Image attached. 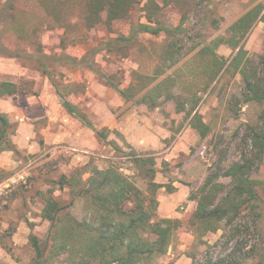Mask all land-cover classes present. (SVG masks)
Here are the masks:
<instances>
[{"label": "rangeland", "instance_id": "1", "mask_svg": "<svg viewBox=\"0 0 264 264\" xmlns=\"http://www.w3.org/2000/svg\"><path fill=\"white\" fill-rule=\"evenodd\" d=\"M5 1L0 0V44L28 54H45L60 91L106 138L100 139L66 113L39 62L0 55V81L14 82L19 89L0 97V112L9 121V137L17 150H0V264H30L34 252L28 235L46 236L49 223L41 217V210L50 198L65 208L53 228L56 234L47 237L43 264H70L84 236L78 230L68 238L74 251L67 255L60 241L62 233L69 235L64 226L91 216L93 206L84 197L70 203V188H60L57 180L62 174L84 180L91 168L110 165L143 195L152 196L154 219L179 221L166 252L139 264H226L220 260L235 241L226 242L227 236H222L223 221L210 224L215 230L206 229L209 224H190L194 196H199L208 174L221 173L250 149L245 141L247 125L259 122L264 103L241 102L239 72L229 64L215 73L209 63L210 51L203 54L199 48L209 45L228 64L237 50L230 46L229 26L258 3L263 16L240 41L245 50L242 62L256 67L264 48V0H168L163 16L172 26L185 17V34L170 39L164 33H138L133 43L112 48L102 42L127 36L132 23L145 21L143 0L128 17L112 21L109 27L101 21L90 28L80 21L79 0ZM56 2H63L58 20L53 8ZM169 41L175 42L172 58L165 54ZM99 72L111 76L120 88L129 86V100ZM148 91L156 106L139 102ZM171 92L173 98H166ZM176 102H183L185 110L194 104L209 127L205 137L190 126L185 111L178 112ZM134 156L154 160L152 182L158 186L150 187L143 179L132 161ZM250 178L259 199L253 211L245 209L239 215L247 228L238 237L240 243L246 241L244 249L264 244V155ZM215 181L223 184L217 192L220 196L230 178L219 176ZM240 264H256V260L249 258Z\"/></svg>", "mask_w": 264, "mask_h": 264}, {"label": "trees", "instance_id": "2", "mask_svg": "<svg viewBox=\"0 0 264 264\" xmlns=\"http://www.w3.org/2000/svg\"><path fill=\"white\" fill-rule=\"evenodd\" d=\"M12 1L6 0L5 2L11 4ZM41 1L44 2L45 0ZM79 1L81 3L80 21L86 28H90L101 21L109 27L112 21L128 17L133 6L142 0ZM167 1L143 0L142 10L145 21L132 23L129 35H118L114 40H107L102 44L107 48H112L114 45H129L135 41L138 33H164L170 39L178 34H185V17L175 26H172L164 18L162 8L167 4ZM62 3L56 2L53 5L56 20L59 19ZM261 12L262 5L254 4L229 26V30L232 31L229 38L230 46L237 50L228 64H226V61L219 59L213 50H210L209 45H202L199 48V51L203 54L210 51L209 63H212L215 67V73L225 70L229 64L239 72L243 79V99L241 102L264 103V48L257 56V66H250L249 68L246 62H242L245 50L240 44L241 39L252 23L263 16ZM174 44L173 41L168 42L165 49L167 58L174 56ZM0 55L6 57L24 56L27 59L39 62L43 72L50 79V83L66 113L90 128L100 139L105 140L106 135L93 126L87 114L76 104L66 99L60 91L57 82L52 78L48 69L46 62L48 57L45 54H28L19 47L8 49L0 44ZM99 73L108 85L116 89L120 96L126 101L129 100V86L125 89L120 88L112 82L111 76ZM18 91L16 83L6 80L0 81V97ZM173 95L172 92L168 93L166 98H173ZM139 102L149 103L151 106L157 105L149 91L140 96ZM176 105H178V112L185 111L190 126L196 129L200 137H205L209 127L196 112L194 104L189 105L187 110H185L183 102L180 104L176 102ZM247 126L245 141L249 142L250 149L244 150L240 159L223 168L221 173L212 172L205 177L198 191L199 196H194L196 204L190 220L192 225L197 223L210 225L213 222H224L225 229L222 236H227L226 242L235 241L227 254L220 260L225 261L226 264H240L249 258H255L256 264H264V244L251 245L244 249L246 241L240 243L238 238L243 231L247 230L246 224L239 219L241 211L245 209L253 211L255 203L259 199L254 188V180L250 178V173L257 165V161L264 155V110L260 112L259 122L256 125ZM8 127L9 121L6 115L0 112V150L16 152L17 150L9 137ZM109 143L117 147L113 142L109 141ZM132 161L150 187L155 188L158 186V184L152 182L155 175L154 160L152 158L134 156ZM219 176L230 178L229 186L223 190L220 196L217 192L220 188H223V184L215 181ZM57 184L60 188L64 186L70 188L72 193L70 203H73L77 197H84L93 206L91 216L75 222L74 226L70 224L64 226L65 232L67 230L69 235L62 233L60 241H62L61 247L67 255L74 251L68 238L73 237L78 230H82L84 236L75 249L76 258L72 259L70 264L146 263L153 257L166 252L172 232L179 226V221L175 218L154 219L152 213L154 200L152 196L146 197L143 195L127 176L111 165L103 169L91 168L89 176L84 180L81 177L75 178L72 174H62L58 178ZM64 208L65 206L55 198L45 201L41 210V217L49 223V228L44 239L35 233L28 235L30 246L34 252L30 264H43L49 241L47 237L56 234V231L53 232V228L58 225L60 212ZM206 229L215 230L216 227L210 225Z\"/></svg>", "mask_w": 264, "mask_h": 264}]
</instances>
